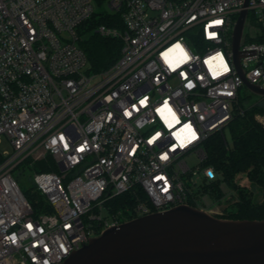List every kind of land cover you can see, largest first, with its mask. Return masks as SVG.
<instances>
[{"label":"built area","instance_id":"2783aa9c","mask_svg":"<svg viewBox=\"0 0 264 264\" xmlns=\"http://www.w3.org/2000/svg\"><path fill=\"white\" fill-rule=\"evenodd\" d=\"M104 1L122 26L96 31L122 48L94 72L80 30ZM244 9L241 67L264 87V0H0V140L12 145L0 151V264L63 262L129 220L106 202L136 185L150 200L137 216L180 204L226 215L214 207L237 192L221 181L215 198L207 184L219 173L207 165L199 183L188 157L205 162V142L238 109L245 84L232 41ZM177 44L189 59L172 68L165 54ZM165 104L171 114L159 111ZM47 156L58 170L32 169ZM28 171L43 197L37 207L19 181Z\"/></svg>","mask_w":264,"mask_h":264},{"label":"water","instance_id":"95a60500","mask_svg":"<svg viewBox=\"0 0 264 264\" xmlns=\"http://www.w3.org/2000/svg\"><path fill=\"white\" fill-rule=\"evenodd\" d=\"M247 15L241 11L233 30L234 60L245 86L264 98L240 63ZM59 264H264V218H223L180 204L110 226Z\"/></svg>","mask_w":264,"mask_h":264},{"label":"trees","instance_id":"16d2710c","mask_svg":"<svg viewBox=\"0 0 264 264\" xmlns=\"http://www.w3.org/2000/svg\"><path fill=\"white\" fill-rule=\"evenodd\" d=\"M100 23L122 26L121 16L118 13L109 12L95 13L84 22L80 30L82 35L80 45L88 57V70L94 72L111 66L120 56L122 48V41L119 38L105 37L96 31ZM247 100L248 95L243 96L240 92L238 109L226 126L231 132L232 146H227L224 137L225 129L212 134L205 142L207 152L205 163L213 166L219 173V178L211 181L207 187L212 189L213 196L217 199L223 195L219 187L221 181H225L231 189L237 192L239 198L234 204L236 211L223 217L262 219L264 218V126L257 121L255 114L264 112V105L259 103V101H264V98L259 97L249 103ZM32 169L35 171L58 170L50 156L37 161ZM245 172L250 180L261 187L262 201H254L253 192L248 191L247 185L239 183L238 175ZM23 191L35 207L43 202V198L34 188ZM140 202L150 204L146 192L141 186L136 185L110 198L106 202V207L111 213L121 212L127 216V219H132L137 216L134 211Z\"/></svg>","mask_w":264,"mask_h":264},{"label":"rangeland","instance_id":"374dc122","mask_svg":"<svg viewBox=\"0 0 264 264\" xmlns=\"http://www.w3.org/2000/svg\"><path fill=\"white\" fill-rule=\"evenodd\" d=\"M95 8H96L97 13H101V14L112 11L110 9V7L108 6L106 1L95 2ZM240 92L243 96L248 95L247 103H249L250 101L257 100L260 97L259 95L251 92L246 86H243L241 88ZM259 103L264 105V101H259ZM257 116L263 117L264 112H257L255 114L257 121H259ZM259 122L264 126V124L261 121H259ZM224 137H225L227 146L231 147L233 142H232L231 132H230V129L228 127L225 128V130H224ZM204 146H205V144H204ZM205 149H206V146H205ZM11 150H12V145L9 142V140H7V138L5 136H1L0 151L5 152V151H11ZM188 163L194 169H196L197 167H200V171L198 174H196L195 179H197V181L199 183L204 182V178L201 175V173H202L201 169L203 167L207 166V164L203 161V159L200 156L193 154V155L188 157ZM31 173L32 172L28 171V173H26V175H21V177L19 179L23 190H33V188L36 190L35 186L33 185L32 180L30 179ZM238 178H239V183L241 185H247L248 191L253 192L252 199L254 201H262L263 200V194H262L261 187L259 185H257L254 181L250 180L246 172L239 174ZM235 198L238 200L239 197L236 196ZM233 201H234V199H233ZM234 204L235 203L234 202L232 203V200H228V201L224 200L222 202H219V204L214 208L221 210L226 215H230L231 212L236 211ZM104 212H105V214L107 213V211H104Z\"/></svg>","mask_w":264,"mask_h":264},{"label":"snow or ice","instance_id":"6c2138e0","mask_svg":"<svg viewBox=\"0 0 264 264\" xmlns=\"http://www.w3.org/2000/svg\"><path fill=\"white\" fill-rule=\"evenodd\" d=\"M217 23H219V21H217ZM173 52H178L179 53V56H180L179 60L169 59V56ZM165 59L169 63L170 67L175 68L178 63H182V62L188 60L189 57H188L187 53L184 52V50L181 48V46L179 44H177L173 50H170V53H166L165 54ZM213 59H219V57H216V58H213ZM209 63H211V61H209ZM221 63H222V61H221ZM159 111L161 113H164L165 111H167L168 113L171 114V109L168 108L167 104H165V107L163 109H160ZM173 118H174V114H173ZM188 131L191 134V139H193V140L196 139L195 133L191 131V128H189ZM181 143L183 144V141H181Z\"/></svg>","mask_w":264,"mask_h":264}]
</instances>
